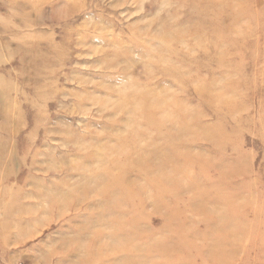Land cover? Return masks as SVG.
Listing matches in <instances>:
<instances>
[{
	"label": "rangeland",
	"instance_id": "374dc122",
	"mask_svg": "<svg viewBox=\"0 0 264 264\" xmlns=\"http://www.w3.org/2000/svg\"><path fill=\"white\" fill-rule=\"evenodd\" d=\"M3 140L0 264H264V0H0Z\"/></svg>",
	"mask_w": 264,
	"mask_h": 264
},
{
	"label": "bare ground",
	"instance_id": "6f19581e",
	"mask_svg": "<svg viewBox=\"0 0 264 264\" xmlns=\"http://www.w3.org/2000/svg\"><path fill=\"white\" fill-rule=\"evenodd\" d=\"M219 12V11H218ZM216 15V14H215ZM214 17V16H213ZM215 18V17H214ZM215 19H217V18H215ZM151 105V104H150ZM240 107V105H236V106H230L229 108H227V110H228V112L229 113H232L233 111H234V109L236 108H239ZM142 109H145V107H143ZM182 112V111H181ZM245 122V121H244ZM189 123H191L190 121H189V119H184L183 118V125L182 126H187V128L189 127ZM241 124H243V122H241ZM169 133V132H168ZM5 142H6V140H3V141H0V152L1 153H3V150L5 149V147H4V145H6L5 144ZM183 157H185V156H183ZM188 157V156H187ZM186 157V158H187ZM192 160V159H191ZM0 171H1V167H0ZM2 174V173H1ZM156 182L158 183V182H160V179H157L156 180ZM120 184H121V186H120ZM109 185H110V188L111 189H119V188H124L125 187V183L122 181V179H121V177H120V175L119 176H117V177H113L111 180H110V183H109ZM160 185V184H159ZM174 186V185H173ZM173 186L170 188V190H173L172 188H173ZM127 187V186H126ZM160 187V186H159ZM177 187V186H176ZM164 189H169L167 186L166 187H163ZM8 210H10V207H8ZM4 225H5V222H3V224H2V227H4Z\"/></svg>",
	"mask_w": 264,
	"mask_h": 264
}]
</instances>
